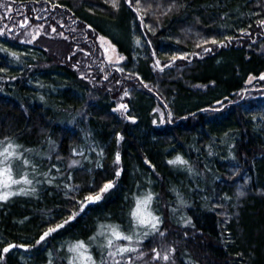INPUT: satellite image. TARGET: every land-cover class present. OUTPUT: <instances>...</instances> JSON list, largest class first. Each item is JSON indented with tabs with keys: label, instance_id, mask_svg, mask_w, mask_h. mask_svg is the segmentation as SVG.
Segmentation results:
<instances>
[{
	"label": "trees",
	"instance_id": "1",
	"mask_svg": "<svg viewBox=\"0 0 264 264\" xmlns=\"http://www.w3.org/2000/svg\"><path fill=\"white\" fill-rule=\"evenodd\" d=\"M22 16L67 38L46 47L0 32V139L24 151L50 136L67 156L89 137L99 152L62 189L27 167L31 183L0 200V264H78L64 248L49 255L58 239L83 242L91 264H127L107 258L112 229L158 264H264V0H12L0 23ZM97 33L124 59L89 92L71 51L96 50ZM147 195L155 228L132 216ZM50 224L63 227L45 241Z\"/></svg>",
	"mask_w": 264,
	"mask_h": 264
},
{
	"label": "rangeland",
	"instance_id": "2",
	"mask_svg": "<svg viewBox=\"0 0 264 264\" xmlns=\"http://www.w3.org/2000/svg\"><path fill=\"white\" fill-rule=\"evenodd\" d=\"M11 11L12 0H0V14L6 15ZM13 27L14 33L19 32L17 38L20 41L27 43L40 42V44L46 47H49L47 46L48 44L59 42V40L61 41L64 37L67 38V35L63 31L59 30L55 24L47 22L46 20L31 21L28 16H22L17 23L12 22L8 24L2 20L0 23V32H2L5 28L13 29ZM14 33L8 34L14 37ZM96 41V50L95 48L93 49L92 46L87 42V46L80 45V47L76 45L74 46V51H71L76 54V56L71 61V66L76 70L78 75L84 77L89 82V87L91 89L89 92H93L94 89L96 90L97 88H100L102 84L100 77L102 76V78H108L110 71H112L113 68L119 66V63L124 59V55L117 49L116 45L107 36L97 33ZM98 73L102 74L98 76ZM253 79H255V76L250 74L247 77L246 82L249 83ZM107 85L109 90L113 89V86L114 88H118L117 85L111 82L107 83ZM111 101L114 103V105L111 107L114 111L125 118L134 119L133 115H128L126 113L127 106L122 99V96L112 97ZM158 112H161L160 108H158ZM83 113L84 112L82 110L72 113L73 115L69 116L68 121L73 122L76 116L84 115ZM160 116H162V113H160ZM157 119L159 118L157 117ZM9 145L10 142H8L5 138L0 139V153H4V155H0V170L5 168L10 169L11 178L16 180L14 174H18V177L20 176V184H25L24 186H26L28 183H23V181L25 179L28 181L32 180L31 177H29L30 170L27 169V167L30 169H33V167H39L42 173L46 175V181L52 183L55 188L61 189L70 185L68 179L70 178V168L72 166L82 163L85 159L94 162L93 159H97L99 152V149L94 146L92 140L89 137H86L81 144L74 145L70 150V154L67 156L57 152V143H55L53 138L50 136H48L39 146L35 148H28L24 151L15 150L12 145L11 147H9ZM6 148L8 149V153H12V155L9 156L8 153L4 152ZM5 156L8 158L5 159ZM39 169L37 171L36 169L34 170L35 172H38ZM4 178L5 177H0V179ZM14 185L15 184H12L11 182H9L8 187H4L2 184H0V195H3L4 193L9 194L15 190ZM147 196H140L136 199L134 210L138 201L145 199ZM147 210L152 216L156 217V215L152 213L149 205ZM62 223L63 221H60V224ZM138 225L140 224L138 223ZM49 226L53 225L50 224ZM146 226L149 228L152 227L151 224ZM53 228H56L55 224ZM145 232H147L146 228L142 231L141 236L145 235ZM51 234L52 232L49 234V236L44 238L45 241L48 239L52 240ZM58 240V242H54L55 255L53 250L50 249L51 251L49 255L52 256V258H54L58 252H61L60 248H64V251H67L65 255H67L68 259H75L78 264H91V261H88L84 258L91 255L84 243V249H81L80 251H73L74 254L71 258L70 252H72V249L77 244L81 243V241L71 245L67 241L61 239ZM124 241L125 242L116 238L113 239L107 252V258H109L111 261H116L117 257L124 256V260L127 262V264H158V261L155 258L158 256L156 251L150 256V259H147L144 257L143 252L138 250L139 242L135 238L124 239ZM124 249L127 250L125 251ZM81 252L83 253V256H81Z\"/></svg>",
	"mask_w": 264,
	"mask_h": 264
},
{
	"label": "snow or ice",
	"instance_id": "3",
	"mask_svg": "<svg viewBox=\"0 0 264 264\" xmlns=\"http://www.w3.org/2000/svg\"><path fill=\"white\" fill-rule=\"evenodd\" d=\"M113 6H115V0H113ZM213 43H215V41H213ZM262 79H264V77H261ZM9 147H11V145H9ZM4 152L8 153V149L6 148L4 150ZM0 155H4V153H0ZM8 155H12V153H8ZM8 157L5 156V159H7ZM119 161V156H117V162ZM26 163V161H25ZM170 163H185L184 161H182L179 157H177V159L175 161H170ZM117 175H119V173H117ZM0 177H5L4 179H0V184H2L4 187H8L9 186V182H11L12 184H17V183H21V181L19 180H13L11 178L10 175V169L5 168L3 170H0ZM23 183H31V181H28L27 179H25L23 181ZM113 185L111 183L104 185V187L101 189V193L97 194L96 196H89L86 199L89 202H95L98 201L102 198V193L108 191V189H110ZM14 194V193H13ZM8 193H4L3 195H0V200H6L8 198ZM151 195L147 196L145 199L138 201L137 206L135 208V210L132 212V216L137 220V222L140 225H148L151 224V226L153 228L156 227V222L158 221V217H154L151 215V213L147 210L148 205L151 202ZM68 221H65V223H67ZM63 227V225H58L57 228ZM57 228H52L49 229V232L45 233L44 236L46 237L47 235H49L51 232H54L57 230ZM113 231V235L116 237V239H130V237H126V236H122L116 229H112ZM41 239H44V237H41ZM109 243L111 244V241H109ZM84 244L83 242L77 244L72 251H80L81 249H84ZM125 251L127 249H124ZM4 251H8V249H4ZM81 256H83V253L81 252ZM86 260L91 261V257L90 256H86L84 257Z\"/></svg>",
	"mask_w": 264,
	"mask_h": 264
},
{
	"label": "water",
	"instance_id": "4",
	"mask_svg": "<svg viewBox=\"0 0 264 264\" xmlns=\"http://www.w3.org/2000/svg\"><path fill=\"white\" fill-rule=\"evenodd\" d=\"M145 160H146L147 163L150 162L148 159H145ZM151 166H153V164H151ZM109 183H112V182L109 181L107 184H109ZM97 194H100V192H97V193H95V194H93V195H91V196H96ZM87 201H88V200H87ZM49 229H51V228L48 227V228H46L45 230H43V232L40 234V236H43L45 233L49 232ZM13 244H14V242H11L9 245H13ZM24 245H26V243H25Z\"/></svg>",
	"mask_w": 264,
	"mask_h": 264
}]
</instances>
